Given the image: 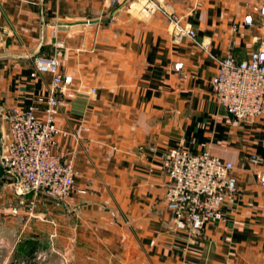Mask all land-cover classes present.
Here are the masks:
<instances>
[{
	"label": "crops",
	"instance_id": "obj_1",
	"mask_svg": "<svg viewBox=\"0 0 264 264\" xmlns=\"http://www.w3.org/2000/svg\"><path fill=\"white\" fill-rule=\"evenodd\" d=\"M263 2L0 0V108L32 107L41 118L36 98L49 95L52 76L32 77L34 58L58 56L74 96L60 97L53 151L63 159L76 152L74 185L85 192L63 202L38 195L31 217L22 209L18 229L0 234L4 264L13 233L22 252L33 246L37 264H264V187L256 177L264 172V112L237 121L210 86L219 60H244L258 47ZM170 15L195 41L173 42ZM177 149L234 166L237 190L223 221L194 234L171 225L164 201L165 158Z\"/></svg>",
	"mask_w": 264,
	"mask_h": 264
},
{
	"label": "built area",
	"instance_id": "obj_2",
	"mask_svg": "<svg viewBox=\"0 0 264 264\" xmlns=\"http://www.w3.org/2000/svg\"><path fill=\"white\" fill-rule=\"evenodd\" d=\"M124 1L127 0H110L113 4ZM148 6L149 3L146 8L152 12L153 8ZM257 14L264 19V2L258 6ZM168 20L173 42L179 43L184 38L195 41V31L182 24L177 16L170 15ZM252 24L251 20L246 21L247 26ZM261 29V37L254 38L258 47L248 58L236 60L228 53L218 61L217 71L210 80L217 103L237 121L255 119L264 112V22ZM232 31L236 32L237 28L234 26ZM59 66L58 56L34 58L35 71L31 76L40 73L52 76L49 95L36 98V102L43 105L41 118L34 114L32 107L0 108V118L6 126L2 133L0 163L5 174L12 178L11 187L16 196L11 215H19L22 209L31 215L40 194L63 202L75 191L85 193L74 185L78 175L73 167L76 152H72L69 159H63L53 151L55 136L59 133L56 117L63 104L60 97L74 96L67 91L72 77L60 74ZM174 68L179 71L181 66ZM249 162L257 165L260 158L252 156ZM165 168L169 184L164 201L174 228L181 226L194 234L208 224L223 221L225 203L237 190L231 162L221 161L208 151L191 154L177 149L166 156ZM256 177L264 187V172H258Z\"/></svg>",
	"mask_w": 264,
	"mask_h": 264
},
{
	"label": "rangeland",
	"instance_id": "obj_3",
	"mask_svg": "<svg viewBox=\"0 0 264 264\" xmlns=\"http://www.w3.org/2000/svg\"><path fill=\"white\" fill-rule=\"evenodd\" d=\"M11 183L12 178L7 174H5L2 179H0V234L2 236L5 234V230L15 232L19 227V222L18 220H16L17 215H10L7 213V210L10 209L15 202V194L11 187ZM6 185H9V188L6 189ZM31 216L32 213L31 215H28V217ZM7 237L8 240L10 239L9 246H12L13 244L14 248L11 258L7 261L6 264H22V262L23 264H37L36 254L32 256V245L25 246L26 251L24 250V252H22L21 250H23L22 248H24V245L21 246L20 244H14L16 239L14 237V233L13 235H8ZM26 256H29V259H26ZM4 261L5 260H2V258L0 257V264H4Z\"/></svg>",
	"mask_w": 264,
	"mask_h": 264
},
{
	"label": "water",
	"instance_id": "obj_4",
	"mask_svg": "<svg viewBox=\"0 0 264 264\" xmlns=\"http://www.w3.org/2000/svg\"><path fill=\"white\" fill-rule=\"evenodd\" d=\"M2 138H3V134H2V131L0 130V151H1ZM4 175H5V172L2 169L1 163H0V179H2Z\"/></svg>",
	"mask_w": 264,
	"mask_h": 264
},
{
	"label": "trees",
	"instance_id": "obj_5",
	"mask_svg": "<svg viewBox=\"0 0 264 264\" xmlns=\"http://www.w3.org/2000/svg\"><path fill=\"white\" fill-rule=\"evenodd\" d=\"M31 255V254H30Z\"/></svg>",
	"mask_w": 264,
	"mask_h": 264
}]
</instances>
